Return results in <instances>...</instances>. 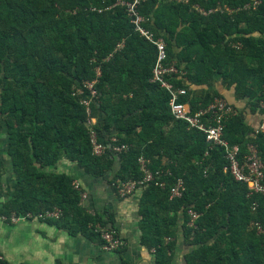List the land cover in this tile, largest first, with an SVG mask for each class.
Instances as JSON below:
<instances>
[{
  "label": "trees",
  "instance_id": "obj_1",
  "mask_svg": "<svg viewBox=\"0 0 264 264\" xmlns=\"http://www.w3.org/2000/svg\"><path fill=\"white\" fill-rule=\"evenodd\" d=\"M117 2L0 0V142L5 128L14 175L0 215L58 209L59 218L40 221L103 244L95 227L113 230L111 216L90 214L74 179L47 169L64 159L116 190L117 182L143 178L142 158L164 183L137 189L140 242L155 250L156 264H170L180 218L191 246L185 264H264V233L253 226L264 223V196L225 171L221 147L172 117L168 94L151 82L156 48ZM138 12L165 42L167 64L177 70L172 82L186 90L180 101L191 113L223 99L208 89L220 81L264 116V0H143ZM84 83L97 94L89 113ZM242 111L226 122L224 139L241 154L253 145L264 164V132L251 136ZM92 130L106 146L100 156L92 153ZM115 145L127 150L116 154ZM3 167L0 160V198ZM177 179L184 191L171 198ZM189 211L198 214L191 226Z\"/></svg>",
  "mask_w": 264,
  "mask_h": 264
},
{
  "label": "crops",
  "instance_id": "obj_2",
  "mask_svg": "<svg viewBox=\"0 0 264 264\" xmlns=\"http://www.w3.org/2000/svg\"><path fill=\"white\" fill-rule=\"evenodd\" d=\"M254 121L255 117L250 116L247 124L254 127ZM95 124L97 119L91 118L89 125L93 127ZM52 170L68 174L79 184L87 195L82 205L90 214L97 213L105 219L111 216L113 230L124 241V247L118 251H106L99 241L89 240L81 234L70 235L40 220L32 227L29 224L12 227L0 222V238L4 239V249L0 246V252L4 253L5 261L10 264H156L155 250L144 247L140 242V190L121 198L105 180L87 175L75 163L64 159ZM181 224L180 218L174 234L175 246L170 264H185L184 257L191 250ZM37 244L46 247L43 254L40 251L44 247Z\"/></svg>",
  "mask_w": 264,
  "mask_h": 264
},
{
  "label": "built area",
  "instance_id": "obj_3",
  "mask_svg": "<svg viewBox=\"0 0 264 264\" xmlns=\"http://www.w3.org/2000/svg\"><path fill=\"white\" fill-rule=\"evenodd\" d=\"M143 0H131L126 2L118 0L117 4L125 7L127 16L130 18L134 32L156 48V60L152 70L151 82L156 83L169 96V107L172 117L177 121L185 122L189 129H196L205 135L206 142L210 148L221 147L224 150V157L227 161V170L235 181L241 182L247 186L250 193L260 194L264 196V164L253 145H248L245 154H241L238 146H231L224 139L226 122L230 117L236 114V110L225 100L215 99L206 108L200 109L195 113H191L187 103L181 102L180 99L186 95L184 88L176 87L172 82L173 76L177 73L173 65L167 64L166 44L161 38H156L152 32L144 27L145 19L139 14L138 7ZM89 91L87 99L82 101L89 113V103L91 99L96 97V91L93 89V83H84L83 85ZM81 93V91H78ZM264 107V104H263ZM90 122V120H89ZM260 131H264V123L260 125ZM90 141L93 155L100 156L104 153L106 146L98 140L95 131L90 132ZM113 142L115 141L112 140ZM127 150V146H113L112 151L119 154ZM140 169L143 172V178L139 181L117 182L116 190L121 198H125L133 194L137 189L155 182L160 188L164 187V183L155 181V177H159V172L152 173L146 166V161L139 159ZM166 174V173H165ZM74 187L79 189V184L74 182ZM184 191L182 179H177L171 188V198L181 197ZM87 198L85 192H81V204ZM190 226L198 217V214L189 211ZM61 212L53 209L44 214L32 215L26 214L22 217L12 215L8 220L17 223L22 220H45L47 218H59ZM257 233H264V223H254ZM95 231L103 241V249L106 251H118L124 247L125 243L120 235L112 229L98 225ZM1 258V257H0Z\"/></svg>",
  "mask_w": 264,
  "mask_h": 264
},
{
  "label": "rangeland",
  "instance_id": "obj_4",
  "mask_svg": "<svg viewBox=\"0 0 264 264\" xmlns=\"http://www.w3.org/2000/svg\"><path fill=\"white\" fill-rule=\"evenodd\" d=\"M207 88V87H204ZM208 89H210L211 91L216 90L218 91L222 98L228 102L229 104L231 103L232 105L235 106L236 108V112L243 110L242 112L246 115V122H248V120L250 119V116H254L255 117V123H254V127H251L249 125L250 130L253 132L251 133V136H255V134H257L258 131H260V124L262 122V120H264V116H261L257 113V111L255 113L250 112V107H253L255 102H248L247 98L245 99H236L234 92L232 89H227L220 81H216L215 83H213L211 86L208 87ZM7 138H6V129L4 128L3 130V136H2V140L0 142V160L4 163V167H3V176H2V186L4 191L6 192V195L4 197L0 198V209L2 208L3 204L10 198L11 193L13 191V183H14V175H13V171L11 170V162L9 157L6 155V147H7ZM51 170L47 169V172L49 171H53L52 168H49ZM0 222L3 223L4 225L7 226H12V227H17L18 225L22 224H29L30 227H32L33 225H35V223H39V220H22L19 221L17 223H13L12 221L8 220L6 217L0 215ZM34 223V224H33ZM17 225V226H16ZM30 230H34L33 228H30ZM38 245V244H37ZM41 247H44L42 244H39ZM38 245V246H39ZM0 246L2 249H4V239L0 238ZM39 246V247H40ZM46 247H44L40 253H44ZM36 250V249H33ZM0 257L3 260L5 259L4 253L0 252ZM45 262H48L47 259H45Z\"/></svg>",
  "mask_w": 264,
  "mask_h": 264
}]
</instances>
